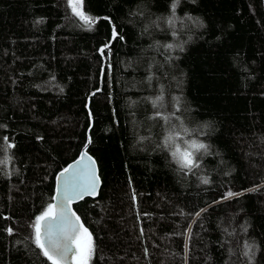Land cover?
Returning a JSON list of instances; mask_svg holds the SVG:
<instances>
[{"label": "trees", "instance_id": "trees-1", "mask_svg": "<svg viewBox=\"0 0 264 264\" xmlns=\"http://www.w3.org/2000/svg\"><path fill=\"white\" fill-rule=\"evenodd\" d=\"M81 2L0 0V264H51L33 224L82 150L88 264H264V0Z\"/></svg>", "mask_w": 264, "mask_h": 264}, {"label": "snow or ice", "instance_id": "snow-or-ice-1", "mask_svg": "<svg viewBox=\"0 0 264 264\" xmlns=\"http://www.w3.org/2000/svg\"><path fill=\"white\" fill-rule=\"evenodd\" d=\"M69 7H71L74 15L78 16L86 24H94L95 20L83 12L81 0H68ZM80 4V7H77ZM173 9L176 4L173 3ZM117 32L113 30V38H116ZM107 47V45L105 46ZM171 47V45H169ZM103 53V49L100 50ZM159 115V113H157ZM172 136L166 138L171 141ZM7 141L8 138L4 137ZM14 145L7 144V148H12ZM193 149H203L205 145L192 142ZM86 153L81 154V160L77 161V167L73 168L69 165L58 175L57 179H63L62 188L58 187L57 191L61 193L58 204H49L47 208L35 217L33 224L34 228V242L41 250V254L47 258L51 264H60L64 261L74 259L75 264H88L89 256L92 252L91 234L88 229L80 223V218L76 216L75 212H71L70 205L73 199H83L85 196H92L96 194L98 187V176L95 173L94 161L88 157V163H83ZM172 156L182 168L191 170L198 165L194 163L193 153L187 149L181 150L179 145L175 146ZM6 161H0L5 163ZM209 181L205 178L203 183L207 184ZM238 193L228 192L224 199H230ZM56 199V197H53ZM199 215V213H197ZM11 231V229H9ZM79 233V235H78ZM87 241L84 243L83 241ZM75 244V249L73 248ZM247 255V253H245Z\"/></svg>", "mask_w": 264, "mask_h": 264}, {"label": "water", "instance_id": "water-1", "mask_svg": "<svg viewBox=\"0 0 264 264\" xmlns=\"http://www.w3.org/2000/svg\"><path fill=\"white\" fill-rule=\"evenodd\" d=\"M82 153H86V156H85V158H84V160H83V163H85V164L88 163V159H87L88 157H91V160L95 162V163H94L95 173H96V175H97L98 178H99V180H98V187H97V190H96V194H97L98 191H99V188H100V183H101V181H100V177H99V175H98V166H97V163H96L95 159H94V158H93V157H92V156H91L86 150H82V151L80 152L79 156H78L77 158H75L74 160H72L71 162H69L65 168H67L69 165H72L73 168H76V167H77V161H80V160H81V154H82ZM65 168H64V169H65ZM62 171H63V169L60 170L59 172H57V174H56V176H55V191H54V195H53V197H56V199H53V201H52L51 204H58V203H59V199H60V195H61V193L58 192L57 189H58V187H61V188H62L63 179L61 178L60 180H58L57 177H58V175H59ZM96 194H95V195H96ZM95 195H92V196H85V197H93V196H95ZM85 197H84V198H85ZM80 200H81V199H73L72 203H71L70 205L67 206L68 208H70L71 212H75L74 209H73V207H72V205H73L74 203L80 201ZM75 214H76V212H75ZM76 216H78V215L76 214ZM78 217H79V216H78ZM79 222L83 224V222L81 221V219H80ZM83 226H84V224H83ZM84 227H85V226H84ZM85 228H86V227H85ZM78 235H79V233H78ZM73 248L75 249V244H73ZM60 264H65V262H64V261H60ZM66 264H75V260H74V259H70V260H68V261L66 262Z\"/></svg>", "mask_w": 264, "mask_h": 264}, {"label": "rangeland", "instance_id": "rangeland-1", "mask_svg": "<svg viewBox=\"0 0 264 264\" xmlns=\"http://www.w3.org/2000/svg\"><path fill=\"white\" fill-rule=\"evenodd\" d=\"M84 243H87V241L85 240V241H83Z\"/></svg>", "mask_w": 264, "mask_h": 264}]
</instances>
